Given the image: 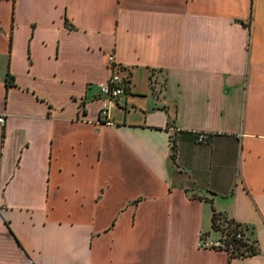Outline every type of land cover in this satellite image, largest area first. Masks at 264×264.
<instances>
[{"label":"crops","instance_id":"0c3cea01","mask_svg":"<svg viewBox=\"0 0 264 264\" xmlns=\"http://www.w3.org/2000/svg\"><path fill=\"white\" fill-rule=\"evenodd\" d=\"M0 115V264H264V0H0Z\"/></svg>","mask_w":264,"mask_h":264},{"label":"built area","instance_id":"2783aa9c","mask_svg":"<svg viewBox=\"0 0 264 264\" xmlns=\"http://www.w3.org/2000/svg\"><path fill=\"white\" fill-rule=\"evenodd\" d=\"M107 63L111 70L109 78L99 85L100 95L102 96L103 105L100 109V118L102 121H110V108L116 105L118 100L128 93L130 87L129 76H124L122 74V67L118 64L115 54L110 53L107 56ZM6 123V118L4 115H0V125L4 126ZM205 136H200L199 141H204ZM224 224H221V231H218L220 236L216 240H208L203 238L201 241V246L206 248L223 249L230 254L234 252L235 243L233 238L243 240L249 243V236L247 235V229L234 220L228 218L222 220ZM226 221V222H225ZM246 248V247H244Z\"/></svg>","mask_w":264,"mask_h":264},{"label":"trees","instance_id":"16d2710c","mask_svg":"<svg viewBox=\"0 0 264 264\" xmlns=\"http://www.w3.org/2000/svg\"><path fill=\"white\" fill-rule=\"evenodd\" d=\"M223 219H228V217L222 213L214 212L213 214V228L216 231H221V224H224ZM226 222V221H225ZM221 223V224H220ZM235 243V251L231 253V256H245L256 253V246L253 244V241L249 238V243L244 242L236 238L232 239ZM246 247V248H244Z\"/></svg>","mask_w":264,"mask_h":264}]
</instances>
